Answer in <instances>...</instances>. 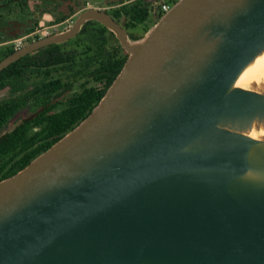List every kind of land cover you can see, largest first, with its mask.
Masks as SVG:
<instances>
[{"label":"water","instance_id":"water-1","mask_svg":"<svg viewBox=\"0 0 264 264\" xmlns=\"http://www.w3.org/2000/svg\"><path fill=\"white\" fill-rule=\"evenodd\" d=\"M87 20L127 53L92 111L0 180V264H264V0H178L130 39L104 10L0 60L75 36Z\"/></svg>","mask_w":264,"mask_h":264},{"label":"trees","instance_id":"trees-1","mask_svg":"<svg viewBox=\"0 0 264 264\" xmlns=\"http://www.w3.org/2000/svg\"><path fill=\"white\" fill-rule=\"evenodd\" d=\"M117 1L121 2V0ZM177 1H159L157 7L146 8L141 19L145 17L148 20L152 17L154 22L158 21L163 15L158 11L160 3L175 4ZM114 2L111 1L109 4ZM119 12L134 17L136 10L135 6L125 4L120 7ZM137 38L139 36L131 37V39ZM68 45L66 47L59 44L47 45L32 55L19 58L0 71V85L33 82L37 84L33 88L34 91L46 94V96L50 95L53 100L63 98V92L74 88L67 96L65 106L59 112L48 115L49 120L44 125L42 124L48 130V137L36 138V146L27 151L22 159H18L16 164L5 171L0 179L11 176L22 169L82 121L100 101L127 58V53L119 45L114 34L97 21L85 24ZM16 67L30 70L19 73L10 71L11 68ZM79 68L82 71H79ZM26 99L29 100L30 97ZM10 102L5 100L4 105L0 107V125L15 112V106ZM52 107L55 106L52 105ZM31 138L28 129L22 130L19 124L7 134V138L0 144V156L13 157L14 149L18 144L28 143Z\"/></svg>","mask_w":264,"mask_h":264},{"label":"flooded vegetation","instance_id":"flooded-vegetation-1","mask_svg":"<svg viewBox=\"0 0 264 264\" xmlns=\"http://www.w3.org/2000/svg\"><path fill=\"white\" fill-rule=\"evenodd\" d=\"M111 1L115 2L109 4ZM116 1L0 0V60L32 41L67 29L74 23L80 13L92 8L106 11L126 31L130 39L132 36L141 37L148 22L145 17L141 19L142 14L148 7H157L159 1L162 0ZM125 4L135 6L136 13L133 15L134 17L119 12L120 7ZM172 5L174 4H170V6ZM138 7L140 8L139 10ZM138 12H140L139 15ZM94 21L96 20H87L84 25ZM75 36L63 42L51 44H59L62 47H66ZM35 51L25 55H32ZM29 70V68L19 67L10 69L14 73ZM79 71H82L81 68H79ZM36 86L37 84L33 82L18 85H0V107L4 105L5 100L11 101L10 103L15 106L14 114L0 125V144L7 138V134L19 124L22 130L27 128L32 136L28 143L22 142L18 144L14 149L13 157L10 158L9 155L6 157L0 156V177L5 171L13 167L18 159H22L27 154V151L36 146V138L48 137V130L42 124L44 125L49 120L48 115L59 112L65 106L67 96L74 90L73 88L63 92V98L53 100L50 95L46 96V94L34 91L33 88ZM27 97H30V99L27 100ZM52 105L55 107L53 108Z\"/></svg>","mask_w":264,"mask_h":264},{"label":"bare ground","instance_id":"bare-ground-1","mask_svg":"<svg viewBox=\"0 0 264 264\" xmlns=\"http://www.w3.org/2000/svg\"><path fill=\"white\" fill-rule=\"evenodd\" d=\"M264 82V54L258 56L238 77L235 85L248 88L251 83ZM251 137L257 138L264 135V128L260 130L252 129L249 133Z\"/></svg>","mask_w":264,"mask_h":264},{"label":"built area","instance_id":"built-area-1","mask_svg":"<svg viewBox=\"0 0 264 264\" xmlns=\"http://www.w3.org/2000/svg\"><path fill=\"white\" fill-rule=\"evenodd\" d=\"M171 8L170 4L167 2H161L158 8V11L162 12L163 14L167 12Z\"/></svg>","mask_w":264,"mask_h":264},{"label":"rangeland","instance_id":"rangeland-1","mask_svg":"<svg viewBox=\"0 0 264 264\" xmlns=\"http://www.w3.org/2000/svg\"><path fill=\"white\" fill-rule=\"evenodd\" d=\"M157 22V21H156ZM156 22H154V19L151 17L148 19L147 26H146V31H148ZM145 31V30H144ZM146 31L144 33H146ZM143 33V34H144Z\"/></svg>","mask_w":264,"mask_h":264}]
</instances>
